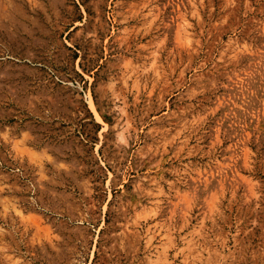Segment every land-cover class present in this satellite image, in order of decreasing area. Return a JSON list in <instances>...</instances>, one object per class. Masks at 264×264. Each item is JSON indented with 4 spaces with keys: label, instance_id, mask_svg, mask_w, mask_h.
<instances>
[{
    "label": "rangeland",
    "instance_id": "rangeland-1",
    "mask_svg": "<svg viewBox=\"0 0 264 264\" xmlns=\"http://www.w3.org/2000/svg\"><path fill=\"white\" fill-rule=\"evenodd\" d=\"M0 264H264V0H0Z\"/></svg>",
    "mask_w": 264,
    "mask_h": 264
}]
</instances>
